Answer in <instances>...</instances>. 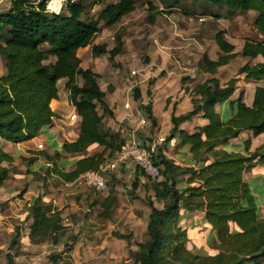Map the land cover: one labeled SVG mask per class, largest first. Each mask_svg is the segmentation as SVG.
Instances as JSON below:
<instances>
[{"label": "trees", "instance_id": "16d2710c", "mask_svg": "<svg viewBox=\"0 0 264 264\" xmlns=\"http://www.w3.org/2000/svg\"><path fill=\"white\" fill-rule=\"evenodd\" d=\"M46 1L10 0L8 10L0 13V57L5 61V72L0 75V189L12 162L1 141L18 143L31 139L51 123L56 113L50 102L58 98L57 82L61 78L65 79L69 101L79 116V130L74 140L61 143L62 152L45 153L51 162L46 171L63 182L74 181L84 171L98 168L124 141L119 133L103 125V118L113 112L105 100V91L98 85L97 74L81 66L77 50L92 44L102 26L117 23L132 12L136 0H96L91 4L102 8L94 19L83 18L86 5L80 0H65L58 13L49 12ZM207 2L224 8L225 16L247 10L256 12L252 25L260 37L245 41L240 53L262 59L243 63L237 74H243L245 80H264V0ZM215 41L220 52L216 58L202 56L198 69L203 72L215 73L236 54L234 45L221 31L215 33ZM121 45L117 36L110 54L120 52ZM78 76L83 85L76 81ZM236 81L237 77H231L221 84L218 78L208 77L196 83L191 90L190 109L171 114L172 126L164 140L176 137L177 145L187 146L191 161L180 165L165 156L163 146L152 153L153 162L161 169V179L152 184L161 206H156L151 197L145 198L149 214L147 237L137 242L140 264H264V216L243 177L248 166L264 164V142L251 149L250 138H245L240 148H227L243 130H250L253 136L264 132V85L257 84L251 102L246 103L241 95L231 98ZM223 102L228 111L225 118L215 108ZM141 106L154 122L151 105ZM196 115L207 122L191 131L179 127ZM95 146L102 149L75 159L72 169L64 168L65 154H79ZM110 194L101 203L107 212ZM180 209L204 212V220L216 236V252L200 254L190 250L189 228L179 224ZM25 219L32 242L46 236L57 243L65 234L61 210L45 204L40 196L29 205ZM8 262L12 264L11 257Z\"/></svg>", "mask_w": 264, "mask_h": 264}, {"label": "rangeland", "instance_id": "374dc122", "mask_svg": "<svg viewBox=\"0 0 264 264\" xmlns=\"http://www.w3.org/2000/svg\"><path fill=\"white\" fill-rule=\"evenodd\" d=\"M80 1L86 5L83 18L94 19L102 8V5L91 4L97 3L96 0ZM3 3L5 1L0 2V10L4 8ZM224 10L207 0H136L135 9L119 22L102 26L92 44L80 51V64L97 74L98 85L105 91V100L113 112L112 116L104 117L103 125L124 139L134 135L145 140L156 154L157 147H165L171 114L190 109L191 90L196 83L216 77L223 84L237 77L233 95L240 93L243 99L251 101L255 86L264 85V80H245L243 74H237V69L247 61L252 64L262 59L240 53L245 41L260 37L252 25L256 12L247 10L225 16ZM217 31L234 45L236 54L215 73L203 72L198 69L202 56L216 58L220 52L215 41ZM117 36L122 42L121 49L111 55ZM132 69L136 74H131ZM2 70L0 60V74ZM76 81L84 84L80 76ZM64 82L57 84L58 98L65 101L69 113L72 104ZM126 99L131 100L128 109L123 105ZM147 103L155 120L148 119L145 126L138 128L136 110L144 112L141 104ZM98 110L102 111L100 106ZM221 116L225 118L228 114L222 112ZM237 144L231 142L228 148H240L235 147ZM45 147L44 144L41 150ZM168 147V154L174 155L175 145ZM100 149L101 146H96L90 151ZM16 167L10 169L18 170ZM117 172L113 170L108 174L104 191L97 193L89 187L86 197L79 194L74 199L73 195V199L62 202L65 234L57 243L46 236L38 242L30 241L25 226L27 205L14 207L18 216H0V264H8L9 257L12 264H140L137 242L147 237L144 223L149 207L145 198L149 196L141 189L135 191L134 179L118 176ZM34 177L49 179L47 182L53 187L60 183L44 168L36 171ZM109 192L112 198L107 212L106 205L101 203ZM153 202L161 206L155 197ZM4 204L0 203V212Z\"/></svg>", "mask_w": 264, "mask_h": 264}, {"label": "crops", "instance_id": "0c3cea01", "mask_svg": "<svg viewBox=\"0 0 264 264\" xmlns=\"http://www.w3.org/2000/svg\"><path fill=\"white\" fill-rule=\"evenodd\" d=\"M1 1H5V3H3L2 5L4 8L0 10L1 13H4L8 10L10 6V0H0V2ZM87 47L88 46L79 48L77 50V56L80 57V51ZM0 58V60L3 62V70L1 72L2 74L5 72V61L2 57ZM62 80L65 79L61 78L58 80V82ZM253 92L254 90L252 91L251 95H253ZM239 94L240 93H238L236 96L232 94L233 96L231 95V98H236ZM243 100L246 103L251 102L249 101V99L244 98ZM50 105L56 115L52 118L51 123L45 125L42 131L39 132L35 137L18 143L10 142L7 140L1 141L3 149L12 158L11 165L8 166L9 176L4 181L3 186L0 189V203H5L0 212L1 217L12 216V214L18 216V211H16L14 207H22L24 205L29 206L33 202V200L38 196L41 197L45 204L51 207H57L61 210V204L63 201L69 199L71 200L73 199V197L74 199H76L79 194L84 197L88 195L89 187H87L81 181L80 176L76 180L71 182H63L58 178L60 183H58L56 187H53L52 185L48 184L47 181L49 179L45 180L44 178H42L41 180L34 177L36 171L39 172L41 168H44L46 170V167L51 165V162L45 157V153L52 154L54 150L62 152L60 146L61 143L65 140H74L78 135V120L71 121L69 119V114L74 110V106H70L71 109L68 113L65 101L59 98L51 100ZM215 108L220 113L225 112L228 114L227 104L225 102L216 104ZM153 117L155 120L154 115ZM206 122L207 119L200 115H196L193 116L191 119L181 122L179 127L186 131H191L193 130L194 126L203 125ZM245 138H250V148L253 149L264 142V132L253 136L250 130H243L237 137L230 140L229 145H231V142H236L238 144L235 147H238V145L239 147H241L242 141ZM40 141L44 142L43 144L46 145L43 150L37 149L36 147V144ZM176 143V137H172L168 142H166L165 140V147L163 146L162 149L163 153L165 154V156L174 160L180 165L189 164L191 161V154L188 151L187 146H180ZM170 144L175 145L176 149L174 155L168 154L167 150ZM229 145L227 146V148L229 147ZM91 152L92 151L87 150L79 154H65L66 156L63 159L66 165L64 166V168L67 170L72 169L74 167L75 159L84 155H88ZM22 159H24V161H22ZM13 166H17L16 168L19 169L11 170L10 167ZM26 170H29L30 172L25 173ZM115 170L118 171V176H124L135 180V191H139L141 189L143 192L147 193V196L151 197L152 199L154 198V190L152 188V184L160 179L150 178L144 173V171H142L139 167L135 166L131 162H127L126 164L121 165ZM41 174L44 175V173ZM243 177L245 180H247L251 191L253 192L255 199L260 206V212L264 216V164H255L253 166H248L243 172ZM252 187L254 188L252 189ZM21 191L22 194L19 195ZM148 214L149 211L147 212L145 217V230L148 222ZM132 215H135V213H132ZM179 216L181 218L179 222L180 225L188 228L191 227L189 228L190 235L188 241L190 242L189 248L191 251L196 253L202 252L201 254H213L214 252H216V248L214 247L216 244V236L214 230L204 220L203 211L195 210L190 212L184 209H180ZM26 229L28 231L27 227Z\"/></svg>", "mask_w": 264, "mask_h": 264}, {"label": "built area", "instance_id": "2783aa9c", "mask_svg": "<svg viewBox=\"0 0 264 264\" xmlns=\"http://www.w3.org/2000/svg\"><path fill=\"white\" fill-rule=\"evenodd\" d=\"M65 0H47L46 9L49 12L58 13L61 11L62 6L65 4ZM131 74H136V70L132 69ZM131 100L126 99L123 103L125 108H130ZM137 117V127L142 128L147 124L148 117L140 109L136 110ZM69 119L71 121H77L79 119L76 110L69 114ZM38 149H42L44 144L42 141L36 144ZM148 142L142 139L135 138L131 135L127 139H124L120 148L115 151V153L110 157L106 158L96 169H89L84 171L80 175L81 181L90 187L94 192L100 193L104 191L107 187L108 174L119 168L121 165L127 162L133 163L135 166L139 167L152 179H157L161 176L160 166L155 164L152 160V152Z\"/></svg>", "mask_w": 264, "mask_h": 264}]
</instances>
